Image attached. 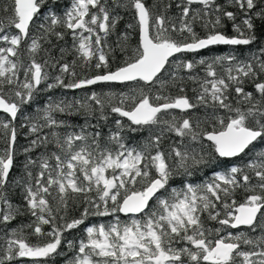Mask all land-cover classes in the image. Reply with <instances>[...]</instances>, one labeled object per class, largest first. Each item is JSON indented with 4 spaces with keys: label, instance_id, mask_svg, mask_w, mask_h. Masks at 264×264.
<instances>
[{
    "label": "snow or ice",
    "instance_id": "1",
    "mask_svg": "<svg viewBox=\"0 0 264 264\" xmlns=\"http://www.w3.org/2000/svg\"><path fill=\"white\" fill-rule=\"evenodd\" d=\"M56 3L42 17L47 0H0V41L7 45L0 47V111L8 117L0 119V141L5 143L0 149V224L7 225L22 211L6 195L18 135L15 121L42 90L41 85L46 90L84 89L101 82L136 86L120 93L93 91L71 101L49 97L36 117H24L21 127H29L35 135L25 153L50 143L59 151L42 154L38 161L28 158L23 211L35 219L5 234L0 264L16 258L46 264L45 258L60 254L65 234L91 216H115V221L88 226L84 238L68 240L74 253L67 264H264V148L242 166L216 171L203 183H185L169 191L175 177H191L214 159L238 158L257 143L264 144V79L260 78L264 47L244 60L233 54L198 61L175 59L176 54L197 53L210 46L257 41V20L264 22V0H228L235 11L217 0H156L151 5L147 0H70L62 15L57 14ZM173 6L179 10L176 16L167 14ZM128 8L135 12L139 39L131 55L113 70L115 50L108 38L123 18L117 9ZM38 18L47 22L34 33ZM224 18L233 22L234 35L224 30ZM197 24L205 30L203 36ZM68 32L73 38L70 62L64 59L69 49L60 48V56L55 57L44 48V42L51 43L50 37L63 40ZM128 39L127 31L117 37L121 52H128ZM41 52L45 56L38 59ZM173 64L189 72L204 66L203 78L187 77L199 85L193 89L194 98L185 92V77L172 72L170 79L163 78ZM77 68L85 74L78 75ZM246 80L254 84V91L245 90ZM149 85H159V89L153 92ZM170 87L177 88L178 94H163ZM199 107L205 110L203 116L196 112ZM108 110L127 118L129 124L117 119L116 130L104 144L97 125L86 123L78 132L63 135L57 131L72 125L54 114L77 113L88 118L98 113L99 120H107ZM176 110L180 115L174 114ZM145 126L160 130L143 145L129 146L124 129L137 131ZM44 128L52 130L51 140L49 134L41 135ZM166 133L180 138L168 151L161 147ZM185 139L189 144L206 139L211 151H197L185 145ZM37 163L39 172L32 183V172L27 169ZM162 191L167 195H160ZM238 192H243L242 199L236 198ZM153 200L155 205L150 206ZM70 209L78 210V215H70ZM119 213L130 220L121 221ZM206 221H215L219 227L210 228ZM45 225L50 231L44 230ZM241 226L252 232L259 228L261 234L252 237L229 231ZM242 246H249L248 250Z\"/></svg>",
    "mask_w": 264,
    "mask_h": 264
},
{
    "label": "trees",
    "instance_id": "2",
    "mask_svg": "<svg viewBox=\"0 0 264 264\" xmlns=\"http://www.w3.org/2000/svg\"><path fill=\"white\" fill-rule=\"evenodd\" d=\"M2 2H7V0H2ZM156 0H147V3L149 5L155 3ZM163 2H169V0H163ZM53 3H56V0H47V6L45 9L42 10V17L46 16L48 8L51 7ZM218 4L224 5L227 10L235 11L236 9L228 4V0H217ZM70 4V0H59V3H56V12L57 14L62 15L63 11L65 10L66 6ZM194 7H199V5H194ZM162 10V5H161ZM119 12V15L123 18L119 21L115 31L109 36L108 43L114 48V58L111 61V67L113 70L116 66L121 64L124 60L126 55H131V50L136 47L139 39L138 35V27H137V21L135 19V12L133 9L128 8L125 9H117ZM178 9L173 6L171 9H168V15L170 16H176L178 14ZM2 15V13H0ZM240 17L238 16L236 23H239ZM47 21L43 18H38L36 20L35 25H33L32 31L34 33L38 32L37 26L41 23H46ZM232 21L227 20V18H224V30L229 35H234V32L232 30ZM128 24H132L133 28L128 29L126 26ZM61 30V29H57ZM197 32L201 36L204 35V29H202L199 24L196 26ZM13 34L15 33V29L10 30ZM127 31L129 33V39L127 41V47L128 52H121L118 47H116V41L117 37ZM257 41H254L250 45H216L211 46L207 49L198 51L197 53H184V54H177L175 59L177 61L181 60H193L198 61L201 58H207L211 59L214 56L218 55H227V54H233L238 57V59L244 60L246 58H250L252 55L256 54L260 47H264V22H261L257 20ZM51 43L44 42V48L51 50V55L55 57L60 56V48H66L69 49V54H66L64 59L65 61L70 62L74 58V53H71L72 45H73V38L70 32H68L63 40H58L55 38V36L50 37ZM7 45L0 41V47H6ZM24 48V45H22V49ZM45 56L44 52L40 53L39 58H42ZM53 74H56L57 70H50ZM78 75H84L85 73L80 69H76ZM93 72L96 70L93 69ZM218 73H220L219 67L217 68ZM177 72L179 76L185 77V92L189 97H195L196 92L193 91V89L199 88L198 83H194L191 80H187V77L189 75H196L200 78H203L205 76L204 66L197 65L191 72H189L186 69H180L177 70L175 65L173 64L171 67L168 68V71L164 73V79H170V73ZM91 74V73H89ZM261 79H264V75L260 77ZM143 84V82H141ZM136 85L133 82L123 83V84H108V83H99L97 85H91L84 89H62V88H56L52 90H46L44 85H41V91H39L34 100L30 102L28 105H26L23 109V113L18 116L17 120L15 121V126L17 128V141L15 144V157H14V166L10 171L9 176V184L6 188V195L8 196L10 202L13 205H19L22 208L21 214L18 215L14 220L11 222L5 224H0V244H3L4 236L6 233L10 232L11 229L18 228L21 225H27L34 221V217L31 216V214L27 211H23L24 207V201H23V183L27 181L26 176V169L25 164L29 157H31L33 160H37L42 154H50L52 152H58L59 150L55 146L54 143H50L47 145V148L39 147L35 148L33 151L29 153L24 152V148L28 147L30 144V141L32 139H35V135L32 134L29 131V127H21L22 124H25L26 121L24 119L25 116L29 117H36L37 112L39 109H42L45 104L48 102L49 97L59 100V99H66L67 101H71L73 98H83L86 95H90L93 91L97 93L102 92H128L131 88L135 87ZM147 87H152L153 92H156L159 89V85H156L155 87L149 85ZM147 90V88H146ZM245 90L246 91H254V84L251 81H245ZM171 94L173 96L178 94V89L175 87L168 88L163 94ZM233 97H235V93H232ZM258 95V94H257ZM233 102H235L233 100ZM208 112H211V109L207 110ZM224 110H220V113L223 114ZM196 112L203 116L205 114V110L202 107H199L196 109ZM42 115V113H40ZM176 115H180L179 111L176 110L174 112ZM56 116V119L58 120H66L68 124L72 125V127L69 128H60L57 129L62 135L67 132H78L80 130V127L82 125H85L86 123L97 125V128L95 130H99L102 132V139L101 144H104L107 140V137L111 131H115L117 128V125L115 124V121L117 119H121L122 122L127 125L129 124V121L125 118H121L118 116V114L110 113V110H108V119L107 120H99V114L97 113L96 117H88L86 118L83 114H77L73 113L71 115L69 114H54ZM8 118L6 114L0 113V119ZM40 123H43V120L40 121ZM135 127V126H134ZM94 129H89V131H92ZM158 126H145L143 128H139L137 131H131L128 128L124 129L123 135L125 138V142L129 146H141L146 141L150 139V136L152 134H157L159 132ZM52 130L48 128H44L43 134H49V139L51 140L52 137L50 136V132ZM79 144V142H77ZM180 138L177 137L174 133H166L165 136L162 139L161 147L163 150L168 151L171 146L179 144ZM185 145H189L191 148H195L197 151H199L201 148L205 152H210V142H208L206 139L203 140V142H192L189 144V141L187 139L184 140ZM5 147V143L3 141H0V149H3ZM264 148V144L257 143L255 148L248 151L247 154L241 155L238 158H232V159H224L220 158L218 160H212L211 163L206 167H201L197 171L194 172V174L191 177L187 176H178L175 177L171 182L169 186V191L172 187L175 188H182L185 183H193V184H199L203 183L205 180L209 179L212 174L216 171H226L231 166H242L245 164L250 158H252L256 152H259ZM214 155V154H213ZM54 163V161H53ZM28 171L32 172V183L35 182V177L37 173L39 172V166L38 163L36 165H32L27 169ZM255 182V181H253ZM160 195H167L166 192H161ZM243 192L237 193V199H242ZM155 205V200L150 202V206ZM3 207V205H1ZM70 215H78V210L73 211L70 209ZM121 221H129L130 216H123L120 213L118 214ZM115 221V216H91L86 221L85 224L80 226L79 228L75 230H70L65 234L64 242L62 243L60 249L58 252L59 255H53L49 258H45L46 264H67L68 260L71 258V256L74 253L73 249H69L67 246L68 240H74L79 241L80 239L84 238L86 236L85 228L94 224H109ZM207 226L210 228H216L219 227V225L215 221H206ZM45 231H50V226L45 225L44 226ZM26 232H30L31 229H26ZM229 231H232L234 234L237 232H244L247 233L249 236L255 237L259 236L261 234V231L259 228L255 232H252L250 228L248 227H240L238 229H229ZM226 234V233H224ZM32 241L35 242L36 238L31 237ZM182 246V245H181ZM245 250H248L249 246H242ZM7 264H33L31 258H16L14 261L7 262Z\"/></svg>",
    "mask_w": 264,
    "mask_h": 264
},
{
    "label": "water",
    "instance_id": "3",
    "mask_svg": "<svg viewBox=\"0 0 264 264\" xmlns=\"http://www.w3.org/2000/svg\"><path fill=\"white\" fill-rule=\"evenodd\" d=\"M211 47V46H210ZM202 50H204V49H202ZM199 51H201V50H199ZM177 55V54H176ZM101 83H108V84H121V83H119V82H101ZM125 83H128V82H125ZM99 84V83H98ZM0 113H3L2 111H0ZM126 120H127V118H125ZM224 159H232V158H224ZM0 207H1V205H0ZM121 215H123V216H128V215H125V214H123V213H120ZM241 227H247V226H241Z\"/></svg>",
    "mask_w": 264,
    "mask_h": 264
}]
</instances>
